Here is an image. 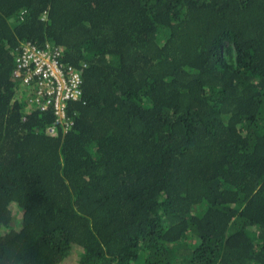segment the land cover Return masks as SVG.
I'll use <instances>...</instances> for the list:
<instances>
[{"label": "trees", "instance_id": "obj_1", "mask_svg": "<svg viewBox=\"0 0 264 264\" xmlns=\"http://www.w3.org/2000/svg\"><path fill=\"white\" fill-rule=\"evenodd\" d=\"M0 264H264V0H0Z\"/></svg>", "mask_w": 264, "mask_h": 264}, {"label": "built area", "instance_id": "obj_2", "mask_svg": "<svg viewBox=\"0 0 264 264\" xmlns=\"http://www.w3.org/2000/svg\"><path fill=\"white\" fill-rule=\"evenodd\" d=\"M24 55L18 60L14 76H23L22 85L27 87L29 83L37 82L36 103L42 101L43 97H54V124L47 129L49 134L56 132L58 125L64 128L70 124L66 115V101L76 100L80 83L79 76L72 74L66 78L59 63V53L55 48L46 45L44 50L37 51L34 47H25ZM24 72V74H23ZM50 103H44L42 109H47Z\"/></svg>", "mask_w": 264, "mask_h": 264}, {"label": "rangeland", "instance_id": "obj_3", "mask_svg": "<svg viewBox=\"0 0 264 264\" xmlns=\"http://www.w3.org/2000/svg\"><path fill=\"white\" fill-rule=\"evenodd\" d=\"M13 209V219H12V226L17 227L19 225V222L21 220V213L16 210L15 207L12 208Z\"/></svg>", "mask_w": 264, "mask_h": 264}, {"label": "clouds", "instance_id": "obj_4", "mask_svg": "<svg viewBox=\"0 0 264 264\" xmlns=\"http://www.w3.org/2000/svg\"><path fill=\"white\" fill-rule=\"evenodd\" d=\"M5 231H7V230H5Z\"/></svg>", "mask_w": 264, "mask_h": 264}]
</instances>
